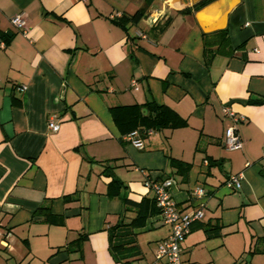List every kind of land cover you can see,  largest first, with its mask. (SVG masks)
<instances>
[{
    "label": "crops",
    "instance_id": "1",
    "mask_svg": "<svg viewBox=\"0 0 264 264\" xmlns=\"http://www.w3.org/2000/svg\"><path fill=\"white\" fill-rule=\"evenodd\" d=\"M200 1L0 0V227L12 233L0 264H155L170 228L146 181L165 178L178 209L204 211L182 264H264V0L193 11ZM19 14L26 35L10 23ZM219 30L228 45L218 35L206 47ZM148 102L186 125L153 130L137 150L110 109ZM224 106L244 119L235 151L222 144ZM237 174L234 190L226 182ZM123 197L147 218L116 261L108 230L138 210Z\"/></svg>",
    "mask_w": 264,
    "mask_h": 264
},
{
    "label": "built area",
    "instance_id": "2",
    "mask_svg": "<svg viewBox=\"0 0 264 264\" xmlns=\"http://www.w3.org/2000/svg\"><path fill=\"white\" fill-rule=\"evenodd\" d=\"M10 23L22 35L28 32V22L23 14L16 15L10 19ZM1 48L4 47L0 43ZM136 85V83H133ZM22 87L21 90H24ZM222 113L225 117L232 121V125L225 129L222 144L228 151H235L242 147L241 139L237 133L236 126L244 121L243 118L238 117L229 110L227 106L222 108ZM48 128L56 132L59 129L58 124L53 121L48 122ZM153 134V130H134L129 133L125 139L137 150L144 149V139ZM242 174L230 175L226 185L234 190L241 188ZM174 182L170 178H165L160 181H146V187L149 188L154 195L156 207L160 210V216L164 224L168 225L170 232L168 237L163 240L157 247L155 254V264H182L181 261V247L190 233L191 227L194 223L204 219V211L201 208H196L190 212H183L178 209L175 201L171 195V189ZM206 190L204 187H195L192 190V196L196 200L205 197ZM12 237V233L0 227V239L2 243L6 244L7 240Z\"/></svg>",
    "mask_w": 264,
    "mask_h": 264
},
{
    "label": "trees",
    "instance_id": "3",
    "mask_svg": "<svg viewBox=\"0 0 264 264\" xmlns=\"http://www.w3.org/2000/svg\"><path fill=\"white\" fill-rule=\"evenodd\" d=\"M215 0H201L197 4L193 5L192 10L198 11L205 6L209 5ZM182 13H191V9L182 11ZM141 19V13H136L133 17V21H138ZM221 35L219 44L227 46L228 45V33L227 30H219L210 35H204V44L207 47V37L214 36L217 37ZM207 50V48H206ZM209 50V49H208ZM209 52V51H208ZM142 107H145L147 110V115L144 116L141 112ZM110 112L114 119V122L124 131L132 132L134 130H154L159 131L163 129H175L177 127L185 126L186 124L172 111L164 106H158L153 102H148L143 106H130V107H116L111 108ZM172 166L176 168H181L184 166V169H189L187 164L181 165L179 161L171 160ZM229 178V177H228ZM121 182L112 176L111 182L108 185V195L111 198L119 196L121 189ZM122 201L127 207L135 206L137 210V216L131 220L129 223H124L123 221L110 227L108 230L109 236V250L113 258L116 261H120L122 258H119L121 250L126 249L128 245L132 243L131 236L135 228L142 227L145 224L147 218L146 208L143 205L131 203L127 198L123 197ZM154 207L156 212L160 213V210L156 207L155 200L153 199ZM129 209V208H128ZM201 222V221H199ZM195 224V223H194ZM193 224V225H194ZM122 239H128L127 242H121Z\"/></svg>",
    "mask_w": 264,
    "mask_h": 264
}]
</instances>
